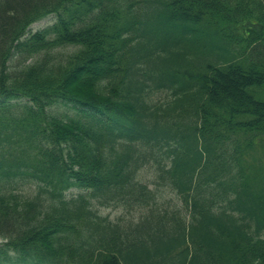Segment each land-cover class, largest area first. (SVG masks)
<instances>
[{
  "label": "trees",
  "instance_id": "obj_1",
  "mask_svg": "<svg viewBox=\"0 0 264 264\" xmlns=\"http://www.w3.org/2000/svg\"><path fill=\"white\" fill-rule=\"evenodd\" d=\"M142 2L0 0V264H264L263 0ZM151 155L188 215H97Z\"/></svg>",
  "mask_w": 264,
  "mask_h": 264
},
{
  "label": "rangeland",
  "instance_id": "obj_2",
  "mask_svg": "<svg viewBox=\"0 0 264 264\" xmlns=\"http://www.w3.org/2000/svg\"><path fill=\"white\" fill-rule=\"evenodd\" d=\"M264 2V0H263ZM133 8L140 7L141 9L144 8V4L142 0H133ZM55 21V16L53 14L46 16L45 18L38 20L32 23L28 31L29 32H36L46 27L50 26ZM13 60L11 63H13ZM29 59L27 63H30ZM168 98V93L166 91H154L151 94V100L154 103H162ZM47 112L50 115L58 116L60 118H64L68 115L73 114V110L69 106H65L62 104L52 106ZM155 153H153L154 155ZM148 159V163L143 165L138 170L137 178L142 183L145 184L148 189L151 190L153 194L151 196L155 197V201L157 204L155 206L151 205L149 208H145L141 211H131L128 210L129 208L124 206L113 207L110 206H100L94 205L93 210L96 212L97 215L106 218L109 222L117 223L119 226L124 227L130 223H136L138 218L140 217V213L143 215H150L152 213L153 216L157 214H164L165 216L169 217L168 215L172 214H180L181 216L185 217L188 215L187 208L183 205L178 198V196L174 193V191L169 187V185H163L166 183L163 179H158L159 176V169L158 165L162 163V159L157 158L156 160L152 157ZM22 192L25 196H33L35 193V188L32 185H25L22 187ZM81 189L72 188L66 193L67 198L75 197L78 194H83ZM179 212V213H177Z\"/></svg>",
  "mask_w": 264,
  "mask_h": 264
},
{
  "label": "bare ground",
  "instance_id": "obj_3",
  "mask_svg": "<svg viewBox=\"0 0 264 264\" xmlns=\"http://www.w3.org/2000/svg\"><path fill=\"white\" fill-rule=\"evenodd\" d=\"M264 3V2H263ZM160 173V172H159Z\"/></svg>",
  "mask_w": 264,
  "mask_h": 264
}]
</instances>
